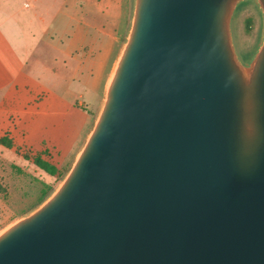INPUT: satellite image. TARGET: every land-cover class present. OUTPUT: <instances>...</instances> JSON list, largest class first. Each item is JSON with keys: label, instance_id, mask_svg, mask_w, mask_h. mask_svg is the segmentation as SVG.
Here are the masks:
<instances>
[{"label": "water", "instance_id": "95a60500", "mask_svg": "<svg viewBox=\"0 0 264 264\" xmlns=\"http://www.w3.org/2000/svg\"><path fill=\"white\" fill-rule=\"evenodd\" d=\"M134 0L102 108L56 190L0 232V264H264V0Z\"/></svg>", "mask_w": 264, "mask_h": 264}, {"label": "rangeland", "instance_id": "374dc122", "mask_svg": "<svg viewBox=\"0 0 264 264\" xmlns=\"http://www.w3.org/2000/svg\"><path fill=\"white\" fill-rule=\"evenodd\" d=\"M133 5L134 0L132 3L121 0L118 20L121 34L109 58L110 69H106L104 81L108 77L109 82L126 42ZM231 30L238 56L252 57L263 32L262 14L254 0L242 1L236 6ZM27 53L26 58L19 59L22 62L20 73L17 72L19 88L2 100L5 105H0V136L8 138V131L13 132L11 147L0 144V232L35 210L60 185L91 132L104 101L95 104L94 96L72 79L48 43L34 42ZM6 108L14 112L9 113ZM36 156L55 165L57 174L50 176L39 169L33 163Z\"/></svg>", "mask_w": 264, "mask_h": 264}, {"label": "crops", "instance_id": "0c3cea01", "mask_svg": "<svg viewBox=\"0 0 264 264\" xmlns=\"http://www.w3.org/2000/svg\"><path fill=\"white\" fill-rule=\"evenodd\" d=\"M120 12L121 0H0V105L19 88V59L37 41L48 43L72 79L102 103L108 84L103 75L121 34Z\"/></svg>", "mask_w": 264, "mask_h": 264}, {"label": "trees", "instance_id": "16d2710c", "mask_svg": "<svg viewBox=\"0 0 264 264\" xmlns=\"http://www.w3.org/2000/svg\"><path fill=\"white\" fill-rule=\"evenodd\" d=\"M12 140L11 138H7L5 135L0 136V144L5 145L6 147H11ZM33 163L42 171L47 173L50 176L57 174V168L55 165L49 163L48 161L42 159L39 156H36L33 158ZM47 194V193H46ZM50 194H47V197H49Z\"/></svg>", "mask_w": 264, "mask_h": 264}, {"label": "flooded vegetation", "instance_id": "af4514ba", "mask_svg": "<svg viewBox=\"0 0 264 264\" xmlns=\"http://www.w3.org/2000/svg\"><path fill=\"white\" fill-rule=\"evenodd\" d=\"M240 58V57H239ZM240 60H241V62L243 63V64H247L250 60H251V57L250 58H247V59H242V58H240Z\"/></svg>", "mask_w": 264, "mask_h": 264}]
</instances>
